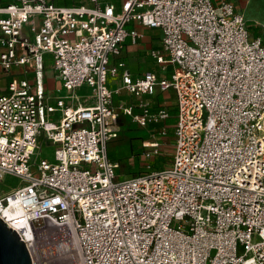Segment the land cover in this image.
Listing matches in <instances>:
<instances>
[{"label": "built area", "instance_id": "built-area-1", "mask_svg": "<svg viewBox=\"0 0 264 264\" xmlns=\"http://www.w3.org/2000/svg\"><path fill=\"white\" fill-rule=\"evenodd\" d=\"M85 1L0 5L1 69L34 73L10 74L0 92V218L33 264H264L263 38L228 0ZM132 22L162 31L151 56L172 76L112 64L143 37ZM46 60L61 83L53 94ZM157 87L174 90L175 114L153 107ZM123 89L136 105H115ZM121 114L162 135L174 118L168 165L118 178L107 146ZM145 146L151 158L162 144ZM7 176L18 183L3 191Z\"/></svg>", "mask_w": 264, "mask_h": 264}, {"label": "rangeland", "instance_id": "rangeland-1", "mask_svg": "<svg viewBox=\"0 0 264 264\" xmlns=\"http://www.w3.org/2000/svg\"><path fill=\"white\" fill-rule=\"evenodd\" d=\"M27 30H25L26 32ZM146 30L144 29V32ZM144 44H147L151 41V33L144 35L142 38ZM161 67L155 69L157 74L159 75ZM12 73L19 74V76L23 77L24 75L20 72V67H13L10 73H6L1 69L0 66V91L3 93L8 85L10 74ZM55 70L54 68H50L48 70L49 78V87L51 90H55L56 79H55ZM25 77L32 78L34 77V73L30 72L25 74ZM76 93L82 97L89 96L91 93V88L88 86H83L80 89H75ZM156 93L161 95L159 98H168L171 102L169 105L170 109H176L177 107V97L174 90L171 88L167 91H161L160 87H157ZM67 94L66 90L64 91V95ZM153 97L152 100L156 99ZM54 116H58L56 113ZM118 123L120 125V131L118 136L108 142V156L119 162L120 168L117 169L118 178H130L133 176H137L138 174L146 173L151 169H161L164 166L168 165L172 158V152L174 147L173 139L168 138L167 134H160L161 126L158 123H151L147 126H141L139 123H136L132 120L131 116L122 114L119 116ZM154 141H160L161 152L159 155L147 158L144 155V152L147 150L145 145H148V142L152 143ZM146 142V143H144ZM41 149L40 155L42 158H48L50 160H54V148L49 141H40ZM36 158V156H35ZM18 179L12 176H7L4 183L1 185V189L4 191L9 190L12 186L17 185Z\"/></svg>", "mask_w": 264, "mask_h": 264}, {"label": "crops", "instance_id": "crops-1", "mask_svg": "<svg viewBox=\"0 0 264 264\" xmlns=\"http://www.w3.org/2000/svg\"><path fill=\"white\" fill-rule=\"evenodd\" d=\"M16 0H0V5H7L9 3H14ZM104 1H110L116 4L118 7L121 5L122 0H104ZM218 1V0H214ZM235 4L236 9L240 12H243L245 15V18L248 23L249 31L252 36L262 37L264 40V0H228ZM39 21V19H37ZM129 28H135L140 33H142L143 37L138 39L137 42H133L130 38L127 39L124 49L122 51V54L118 57H114L112 59V64H116L120 61L125 62L128 67L130 68L132 74L134 76L137 75H143L146 71H155V69L161 67L158 65L155 60L151 56V50L159 48L161 46L162 42V31L160 29H154V28H148L144 25L138 24L136 22H132L129 24ZM144 29L148 33H151V41L147 44H144L142 41V38H144V35L146 34V31L144 32ZM52 68V64L49 60H46L45 63V74H44V84L46 87V90L53 94L55 90H58V88L61 87V83L56 77V87L55 90L50 89L49 85V77L48 76V70ZM172 66L169 65L168 70L163 71L162 68L158 69L160 71L159 76L160 77H167L169 78L172 73L171 70ZM27 70V72H26ZM31 67H26L24 69H20V72L24 71L27 74L30 73ZM22 74V73H21ZM19 75V74H18ZM29 78V77H27ZM31 80L34 79V77L29 78ZM121 77H111L109 81V87L112 89H116L118 86L121 85ZM1 92V91H0ZM157 98L152 100L153 101V107L158 108V106H167L169 108V105L171 102L168 100V98H159L161 95L157 94ZM155 96V97H156ZM115 105L120 107V105H136L138 102L137 97H134L130 95L125 89H123L120 93L116 94L114 97ZM84 102V101H83ZM91 103L90 101L84 102V104ZM170 109V108H169ZM172 111V114H175V109H170ZM135 111H139L137 107H135ZM122 115V114H121ZM129 116V115H128ZM120 126V125H119ZM113 160V159H112ZM116 161V160H114Z\"/></svg>", "mask_w": 264, "mask_h": 264}, {"label": "water", "instance_id": "water-1", "mask_svg": "<svg viewBox=\"0 0 264 264\" xmlns=\"http://www.w3.org/2000/svg\"><path fill=\"white\" fill-rule=\"evenodd\" d=\"M0 264H33L25 242L1 218Z\"/></svg>", "mask_w": 264, "mask_h": 264}, {"label": "trees", "instance_id": "trees-1", "mask_svg": "<svg viewBox=\"0 0 264 264\" xmlns=\"http://www.w3.org/2000/svg\"><path fill=\"white\" fill-rule=\"evenodd\" d=\"M54 3L56 5H60V6H79L82 4H86L85 0H54ZM174 118L169 119L166 122V127H167V136L170 139H173L174 141V128L172 125H174Z\"/></svg>", "mask_w": 264, "mask_h": 264}]
</instances>
